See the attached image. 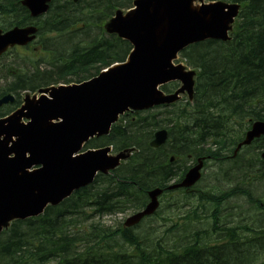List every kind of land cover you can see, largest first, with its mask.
Wrapping results in <instances>:
<instances>
[{
	"label": "trees",
	"instance_id": "16d2710c",
	"mask_svg": "<svg viewBox=\"0 0 264 264\" xmlns=\"http://www.w3.org/2000/svg\"><path fill=\"white\" fill-rule=\"evenodd\" d=\"M58 1L52 0L43 22L61 33L45 44L51 47V54L30 50L24 54V59H30L27 64H0V96L15 95L12 104L0 108V116L19 105L20 92L58 82H79L124 60L130 51L127 41L106 35L98 24L116 8L129 7L132 0ZM227 1L242 6L231 39L197 42L180 52L196 69L192 102L137 112L125 124L113 125L107 136L96 139L94 145L108 144L114 150L134 147L135 151L113 174L97 176L93 184L76 190L56 206L46 207L37 217L13 221L0 234V264H264V218L259 224H250L255 214L264 210L261 188L253 192L251 187L235 186L217 190L218 194L199 191L198 202L214 205L212 229L209 233L196 230L183 243L175 241L179 239L175 232L170 234L175 239L166 240L154 235L153 229L138 232L135 228L139 225L125 228L122 223L125 214L144 206L146 190L182 178L187 167L180 163L188 160V155L193 159L209 156L220 163L219 170L228 163L238 164L241 170L254 168L257 161L259 168L253 172L264 180L259 153L254 158L240 159L239 153L232 157L250 123L264 120V0ZM26 11L20 0H0V28L29 23ZM161 128L169 131V139L153 149L149 141ZM254 142L259 150L264 148V136ZM237 196L252 202L253 217L250 214L245 219L249 223L242 225L223 219L221 225L218 209ZM106 215L114 216L112 222L103 219Z\"/></svg>",
	"mask_w": 264,
	"mask_h": 264
},
{
	"label": "water",
	"instance_id": "95a60500",
	"mask_svg": "<svg viewBox=\"0 0 264 264\" xmlns=\"http://www.w3.org/2000/svg\"><path fill=\"white\" fill-rule=\"evenodd\" d=\"M48 1L21 3L37 16L47 10ZM193 1L134 0V9L117 11L107 23L109 32L132 44L125 63L78 85L41 89L48 96L27 97L20 109L0 118V232L11 220L41 214L48 204L56 205L73 190L92 182L97 171L113 169L126 158L128 150L109 156V147L74 156L89 137L107 133L118 114L129 108L173 102L184 91L191 96L194 72L181 64L173 65L172 60L191 43L207 38L228 40L227 32L239 7L223 2L194 6ZM35 31L34 26L0 30V54L9 46L27 44ZM171 80H180L182 86L164 96L157 87ZM12 99L5 95L0 105ZM262 134L264 121H255L234 155ZM167 137V130L160 129L149 145L158 148ZM261 157L264 160V151ZM202 167L203 159L198 158L184 178L167 189L191 187L200 178ZM162 191L149 190L148 203L129 215L124 226L131 227L152 214Z\"/></svg>",
	"mask_w": 264,
	"mask_h": 264
},
{
	"label": "rangeland",
	"instance_id": "374dc122",
	"mask_svg": "<svg viewBox=\"0 0 264 264\" xmlns=\"http://www.w3.org/2000/svg\"><path fill=\"white\" fill-rule=\"evenodd\" d=\"M208 0H203V2H207ZM198 4L197 2L195 3ZM123 13L126 11L123 10ZM114 14V13H113ZM109 19L106 20V23ZM56 32L55 35H60V32ZM46 35V34H45ZM49 35V34H47ZM46 39V36H45ZM40 40H44L42 36L37 38V42ZM46 44V43H45ZM32 49V47H31ZM26 48H15L12 49L9 53H6L4 56L0 58V64L12 62L15 65H23L30 62V59H24V53H26ZM50 53L51 47L45 48L44 52ZM184 61L179 57L174 63ZM27 67H31L28 65ZM33 68V67H32ZM36 92H22L21 102L24 99V95H34ZM182 101L187 100L186 95L181 96ZM259 153L257 145H251L242 149L239 158L245 159L247 157H255ZM255 160V159H254ZM192 164V160H185L180 163L181 166L189 167ZM220 164L214 160H207L204 164V168L202 170V179L200 182L194 187L195 190L190 193V195H185L182 192L169 193L161 196L160 198V209L158 213L152 217H149L143 221L138 227H136V231L143 232V229H153L156 236L163 237L164 239H175L170 237L171 232L178 233L179 239L175 241H179V243H183L188 237H190L191 233L196 230H205L210 231L211 218L210 215L214 211V205L207 202H198L197 195L199 191L207 192V193H217V190L226 191L227 189L233 188L235 186H245L251 187L249 188L253 192L256 191L257 188H261L264 192L263 183L259 176V173L253 172L255 167L259 168V164L256 161V166L254 168H244L241 171L236 169L238 167L236 165H232V163H228L224 165V169L229 168L232 172H228L227 170H219L217 165ZM218 171V172H217ZM259 193V191L257 192ZM218 194V193H217ZM261 195V194H260ZM261 202L264 203V194L260 196ZM250 202V203H249ZM173 206V207H172ZM254 208L252 202L247 200L245 197L237 196L232 197L229 201L222 204L221 208L218 209L219 218L221 221V225H223V219L228 223L241 225L248 222L245 220L250 214L254 215ZM263 213V214H262ZM125 214L122 220L128 215ZM226 214H229L226 215ZM260 214V215H259ZM259 214L256 215L257 219L256 224H259L264 218V210L260 211ZM114 217L111 215L104 216V220L110 223L111 219ZM120 218V217H118ZM121 219V218H120ZM254 220L250 224H254ZM246 221V222H244ZM194 228V229H193ZM215 233V232H213ZM218 235L222 236L221 231L216 232ZM215 233V236L217 234ZM165 235V236H164ZM211 237V239H213Z\"/></svg>",
	"mask_w": 264,
	"mask_h": 264
},
{
	"label": "bare ground",
	"instance_id": "6f19581e",
	"mask_svg": "<svg viewBox=\"0 0 264 264\" xmlns=\"http://www.w3.org/2000/svg\"><path fill=\"white\" fill-rule=\"evenodd\" d=\"M58 1V0H57ZM61 1L62 0H59L58 2L59 3H61ZM76 2L77 0H72V2ZM62 2H64V0L62 1ZM77 3V2H76ZM22 9V8H21ZM73 11V10H72ZM27 12V11H26ZM76 12V11H75ZM74 12V13H75ZM70 13V12H69ZM83 14H84V11L82 12ZM71 14V13H70ZM85 14H87V13H85ZM112 14V13H111ZM48 16V15H47ZM69 16V15H68ZM85 16V15H84ZM6 17V16H5ZM71 17V16H70ZM86 17V16H85ZM6 18H8V17H6ZM30 18V17H29ZM31 19V18H30ZM71 19V18H70ZM68 20V19H67ZM93 24H94V22L92 23V26H93ZM24 25V24H23ZM80 26V25H79ZM8 28V27H7ZM43 32L45 33V34H49V35H51V36H53V37H56V36H58V35H55V33L56 32H54L53 31V29H52V27H48V25H47V23L45 24H43ZM66 31V30H65ZM58 32V31H57ZM63 33V32H62ZM65 33H67V32H64L63 34H65ZM91 33H92V31H91ZM90 33V35H92V34H94V32L91 34ZM68 34V33H67ZM88 36V35H87ZM48 41V40H47ZM46 43H48V42H46ZM46 47V46H45ZM9 63V62H8ZM157 130H155V132H156ZM154 132V133H155ZM154 133H153V136H154ZM152 136V137H153ZM174 156H171L170 158H173ZM232 157H236V154L234 155V153L232 152ZM260 157V156H259ZM170 158H169V160H170ZM189 160V159H188ZM207 160L209 161L210 159L209 158H207L206 160H205V162H207ZM170 162H172V160H170ZM205 167V166H204ZM242 167V166H241ZM237 169V168H236ZM240 169V168H239ZM238 169V170H239ZM241 170V169H240ZM185 173H186V171H185ZM185 173L183 174V176H182V178H180V180H182L183 178H184V176H185ZM171 185V182L169 183V184H167L166 186H164V187H158V188H160V189H162L163 191H162V193L165 195V193H167L168 191H171V189H167V187L168 186H170ZM152 187V186H151ZM195 187V186H194ZM194 187L192 188V190L194 189ZM109 195V194H108ZM254 197V196H253ZM249 201V200H248ZM250 203V202H249ZM125 207V206H124ZM173 207V206H172ZM253 208H254V205H253ZM141 209V208H140ZM257 210V209H256ZM226 215H228L229 216V214H226ZM250 217V216H249ZM249 217H247V218H249ZM253 217V216H252ZM256 218V217H255ZM254 218V219H255ZM246 219V218H245ZM253 219V220H254ZM252 220V219H251ZM247 221V220H246ZM254 222H256L255 220H254ZM257 222H259V221H257ZM143 223V222H142ZM249 223V222H248ZM230 224V223H229ZM245 224V223H244ZM233 225V224H232ZM259 227V226H258ZM260 228V227H259ZM194 229V228H193ZM239 229V228H238ZM244 229V228H243ZM135 229H133V231H134ZM240 230V229H239ZM222 231V230H221ZM237 231V230H236ZM139 232V231H138ZM145 233V232H144ZM202 233V232H201ZM209 233V232H208ZM154 235H155V233H153ZM219 234V233H218ZM238 234V233H237ZM253 234V233H252ZM212 235V234H211ZM250 235V234H249ZM153 236V235H152ZM200 236H202V235H200ZM174 237V236H173ZM172 237V238H173ZM148 238V237H147ZM154 238V237H153ZM207 238H209V237H207ZM214 239V238H213ZM244 239V238H243ZM210 240V239H209ZM214 241V240H213ZM223 241V240H222ZM209 242H211V241H209ZM213 242H211V244H212ZM216 243V242H215ZM164 248V247H163ZM264 255V254H263ZM253 257H255V255L253 256ZM264 260V259H263ZM227 263V262H226ZM225 264V263H224Z\"/></svg>",
	"mask_w": 264,
	"mask_h": 264
}]
</instances>
